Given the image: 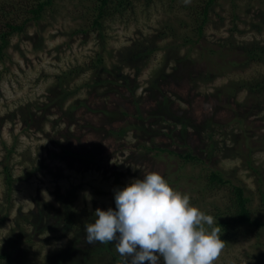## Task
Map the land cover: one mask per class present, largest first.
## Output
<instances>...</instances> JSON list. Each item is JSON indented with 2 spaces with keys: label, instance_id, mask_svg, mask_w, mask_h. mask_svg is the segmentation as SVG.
Listing matches in <instances>:
<instances>
[{
  "label": "rangeland",
  "instance_id": "374dc122",
  "mask_svg": "<svg viewBox=\"0 0 264 264\" xmlns=\"http://www.w3.org/2000/svg\"><path fill=\"white\" fill-rule=\"evenodd\" d=\"M36 2L0 0V27L23 25L0 61V252L58 264L76 244L104 248L85 225L150 171L207 215L243 186L264 223V95L245 86L264 77V62L245 64V47L264 45V0H218L201 36V0L112 5L99 29L96 0H54L40 20ZM213 171L230 186L204 190ZM263 244L252 227L214 264H264Z\"/></svg>",
  "mask_w": 264,
  "mask_h": 264
},
{
  "label": "clouds",
  "instance_id": "9594fccd",
  "mask_svg": "<svg viewBox=\"0 0 264 264\" xmlns=\"http://www.w3.org/2000/svg\"><path fill=\"white\" fill-rule=\"evenodd\" d=\"M114 202L95 210L85 233L89 244L113 243L118 264H214L224 246L214 218L158 172L117 188Z\"/></svg>",
  "mask_w": 264,
  "mask_h": 264
},
{
  "label": "trees",
  "instance_id": "16d2710c",
  "mask_svg": "<svg viewBox=\"0 0 264 264\" xmlns=\"http://www.w3.org/2000/svg\"><path fill=\"white\" fill-rule=\"evenodd\" d=\"M217 1L218 0H201L204 5L200 13L201 21L197 27V33L199 36L203 34L209 12ZM53 2L54 0H37L34 7L31 9V13L34 18L36 20H40L45 10L50 7ZM96 2H98V5L96 6L98 13L93 24L98 29L102 26L105 17L110 16L112 13V5L117 8L116 10H120V8H128L129 4L132 3L131 0H96ZM20 31H23V25H16L12 22L6 23L4 28L0 27V61L5 58L6 50L10 44V37L14 33ZM254 62H264V45L253 43L245 47V64L248 65ZM91 66L97 72L101 66V58L92 61ZM63 74V76H58L59 81L56 85L54 84V87H59L61 84H65L66 79H62L71 77V73ZM245 86L250 92H252V95H264V77H261L258 80L250 81V83H246ZM62 94L63 99L65 97V101H67L70 97V92L66 87L62 89ZM158 149L162 152L168 151L166 149ZM168 152L174 154L171 151ZM179 156L187 162L194 163L195 161L202 160L192 153L180 154ZM6 181L8 187H11L14 180L10 173H7ZM205 184L206 189L204 188V190L215 191L226 186H230L231 181L224 176L223 172L213 171L205 177ZM260 196L261 201L264 204L263 191H260ZM249 203L250 197L246 195L243 186L232 185L228 203L222 209L216 208V211L208 214L214 218L213 225L210 227L217 231L221 240L224 242V246L240 240L242 234H248L250 228H261L264 226V223L254 215ZM82 244L83 243L76 244V250H74L76 252L74 254L68 253V256L65 257H63L61 253L57 252L58 264H93L94 262H97V264H118L120 260V256L113 243H106L104 248L101 246H97V248H88ZM260 256L261 258H264V250L260 253ZM13 263V252L9 253L6 250H2L0 252V264Z\"/></svg>",
  "mask_w": 264,
  "mask_h": 264
}]
</instances>
